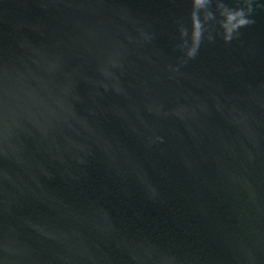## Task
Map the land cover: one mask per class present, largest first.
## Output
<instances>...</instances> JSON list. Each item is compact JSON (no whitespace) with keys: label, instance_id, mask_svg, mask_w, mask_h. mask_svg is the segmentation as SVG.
I'll list each match as a JSON object with an SVG mask.
<instances>
[{"label":"water","instance_id":"obj_1","mask_svg":"<svg viewBox=\"0 0 264 264\" xmlns=\"http://www.w3.org/2000/svg\"><path fill=\"white\" fill-rule=\"evenodd\" d=\"M0 264H264V0H0Z\"/></svg>","mask_w":264,"mask_h":264}]
</instances>
